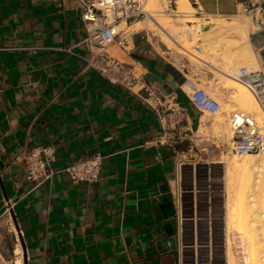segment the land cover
I'll return each instance as SVG.
<instances>
[{"label":"crops","instance_id":"crops-1","mask_svg":"<svg viewBox=\"0 0 264 264\" xmlns=\"http://www.w3.org/2000/svg\"><path fill=\"white\" fill-rule=\"evenodd\" d=\"M244 1L190 0L200 13L225 17ZM81 14L78 0H0V258L234 264L222 142L199 139L212 122L181 89L189 65L170 61L144 33L134 37L146 79L187 110V136L159 145L155 113L87 67ZM38 146L55 151V174L40 186L23 168ZM97 154L95 182L73 183L63 171Z\"/></svg>","mask_w":264,"mask_h":264},{"label":"built area","instance_id":"built-area-1","mask_svg":"<svg viewBox=\"0 0 264 264\" xmlns=\"http://www.w3.org/2000/svg\"><path fill=\"white\" fill-rule=\"evenodd\" d=\"M78 1L85 29L82 43L89 52L87 67L111 85L135 94L146 108L155 113L162 130L157 144L175 145L185 138L187 133L183 123L187 110L175 93H165L155 83L148 81L145 69L134 58V37L144 32L133 31L132 25L149 15L145 0ZM238 14L251 17L257 25L252 35L264 33V0H245ZM257 54L260 66H243L234 77L249 88L264 113V42L257 48ZM181 89L200 113L214 116L221 112V103L193 76H185ZM227 121L232 133L227 144L228 153L234 156L264 154V120L260 121L254 114L236 108L229 112ZM54 160L53 146L30 149L23 159L26 179L36 186L43 184L55 174L52 168ZM102 162L101 155L87 156L68 165L63 171L73 183L90 184L99 179Z\"/></svg>","mask_w":264,"mask_h":264},{"label":"bare ground","instance_id":"bare-ground-1","mask_svg":"<svg viewBox=\"0 0 264 264\" xmlns=\"http://www.w3.org/2000/svg\"><path fill=\"white\" fill-rule=\"evenodd\" d=\"M151 1L158 2L160 5L162 2V1L160 2L159 0H151ZM176 2H177L176 3L177 11H175L176 12L175 14L176 17H178V19L176 20L175 28L169 30L163 26V23L157 21V24L159 26V31L161 34H163L162 37L165 38L166 40L168 39L170 43L169 45H176V47H179L180 50L179 51L177 50L178 54H176V56H178L179 54L187 55V56L192 55L193 58L197 59V62L205 61L206 63H211V65H214L218 69V73H220L221 76L223 75L222 77H226L225 78L226 81L224 83L226 85L224 87L232 90L231 98L235 102V105L233 106L254 114L256 118L260 121L264 120V113L262 112L252 92L249 90V88L246 85L236 80L234 77L237 70L243 66L250 68H257L261 64L258 55L253 53L251 49L252 43H251L250 34L256 32L255 30H257V25H253L252 27L249 24H243L244 22L241 23L240 21L238 22L237 20L228 24L223 19L220 20L211 19L206 23H202L200 22L201 20H199L198 17L196 24L190 20V18H194L193 12L195 11L193 6L191 5L190 0H176ZM186 5H188V7H186ZM145 9H147L148 13H150L151 10L149 11L148 7H146ZM144 20L145 19L134 23L132 25V30L133 27L142 23ZM173 26L174 25L168 27L172 28ZM143 30L144 28L133 31L138 32ZM196 46H197V54L192 51ZM230 100L229 102L232 101ZM227 102L224 103L223 101L220 103H222V105L225 104L227 105ZM223 107L224 106H222V108ZM225 113H226L225 115L228 116L227 112ZM217 117L219 118L218 121H221V124L224 125L225 116L222 113H219L217 114ZM202 126L204 125L202 124ZM230 137H232V134H230ZM222 161H224L225 163L226 190L228 191L229 194L227 198V207H228L227 220L229 223L230 230H232L233 234L238 236L239 239L241 238V236L244 235L245 241L243 239V243L244 242L247 243V241H251L249 244L251 243L253 244V235L250 237L248 236L249 233L247 234L244 233L248 232L246 229L247 224L252 225L258 222L256 219L255 220L252 219L250 220L251 221L250 223H247L250 217L247 218L245 214L246 213L245 211L247 210L246 208L247 206L245 205L249 204L250 207L257 208L259 204V200L257 199L258 194H260L259 189H262L263 188L262 186H264V177H263L264 156L263 158L261 157V159H258L256 156L252 154L244 155V156L233 155L231 159L226 158L225 160L223 159ZM259 215H260L259 217H262L261 214ZM241 221H246V222L241 223ZM243 223L245 224L247 223L246 226ZM244 229H246V231ZM261 235H262L261 238L262 241L264 240V236L263 234ZM239 242H240L239 244H241V240H239ZM245 243L242 245H246ZM229 248H231V245ZM239 248H241V246ZM246 248L250 250L248 251V256L247 257L245 256L246 258L244 256L242 257L243 258L242 262L244 264H261V262L264 263V250L257 251L254 249L253 245H251L250 247L248 246ZM231 257H232L231 259L233 260V256Z\"/></svg>","mask_w":264,"mask_h":264},{"label":"rangeland","instance_id":"rangeland-1","mask_svg":"<svg viewBox=\"0 0 264 264\" xmlns=\"http://www.w3.org/2000/svg\"><path fill=\"white\" fill-rule=\"evenodd\" d=\"M159 1L160 2L162 1L161 5L155 1L152 2L151 0H145V8L148 7V10L149 11L151 10L152 12L150 11V13H149L150 15L147 16L142 23L133 27V30H140V29L144 28L143 32H144L146 39H148L154 46H156L163 55H165L170 61H175V63L184 62V63L188 64L189 68L192 71L191 76H193V78L198 81V83L200 84L201 87H203L204 89L209 91L211 93V95H213V97H215L219 102L224 101V103H226L228 101L227 105L226 104L222 105V103H221V108H222V106H224V107L221 109V112H220L225 116L224 120H225L226 125L225 124L222 125L221 121H218L219 118L217 117V115L211 116V115L205 114L204 117L211 120L212 128L208 129L206 127L205 128L201 127L198 135H199V139L200 138H202V139L209 138L211 135H214L219 141L222 142V144H221L222 147L219 149L220 150L219 154L221 156L220 159L221 160H223V159L225 160L226 158L231 159L233 155L228 153L227 144L229 143V141L231 139L230 134H232V133H231L225 112H227V115H228L230 111H232L233 109H236V107L233 106V105H235V102L231 98V91L232 90L224 87L226 85V84H224L226 81V79H225L226 77H222L223 75L221 76V74L218 73V69L214 65H211V63H206L205 61L197 62V59L193 58L192 55L191 56L189 55L190 57L187 55H182V54L181 55L179 54L178 56H176V54H178L177 52L180 50L179 47H176V45H169L170 43H169L168 39L166 40L165 38L162 37L163 34H161L159 31V26L157 24V21L163 23V26L169 30H172L173 28H175L176 20L178 19V17H176V14H175L176 13L175 11H177V4H176L177 2H176V0H159ZM156 3H158V4H156ZM186 7H188V5H186ZM193 15H194V18H190V20L196 24H197V17H198L199 20H201L200 22H202V23H206L211 19L212 20L213 19L214 20L223 19L228 24L237 20L238 22L240 21L241 23L244 22L243 24H249L252 27H253V25H256L253 22V20L251 19V17H248L245 14H238V15L232 16V17H225V16L220 17V16L204 15L203 13H200V12L195 10L193 12ZM171 24L174 26L172 28H169L168 26H172ZM261 35H264V33H259L256 35L250 34L251 43H252L251 49H252L253 53H255V54H257V48L259 47V44L257 43V38ZM195 48L192 51L197 54V46ZM191 58H192V60H191ZM218 64H219V62H218ZM222 86H223V88H222ZM229 100L231 102H229ZM254 156H256L258 159H261V157L263 158L264 154H257ZM222 157H224V158H222ZM222 162L224 163V161H222ZM224 165H225V163H224ZM263 177H264V174H263ZM262 187L264 188V186H262ZM263 188L259 189L260 194H258V197H257V199L259 200V204H258L257 208L256 207H250L249 204L245 205V206H247L246 207L247 210L245 211L246 212L245 214H246L247 218L250 217L249 221L247 223H250L251 222L250 220H252V219H254V220L256 219L258 222L256 224H252V225L251 224L249 225L246 223L247 228L245 227L248 232H246L244 234L249 233L248 236H250V237L253 235V244L252 243L249 244L251 241H247V243L244 242L246 245H242V244H244L243 239L245 238V236L243 235L239 239L238 236L234 235L232 232L230 233L231 234V245L233 248L232 252L234 254V264H244L242 262V259H243L242 256H244V257L248 256V251L250 250V249L248 250L246 248L248 246L250 247L251 245H253L254 249L257 251H263L264 250V240L261 241V238H262L261 234H263V236H264V223H263L264 222L263 221L264 220L263 219L264 218L263 217V214H264V193H262V192H264ZM227 193H228V191H227ZM228 196H229V194H228ZM259 214H261L262 217H259L260 216ZM246 221H241V223L246 222ZM243 224H245V223H243ZM246 224H245V226H246ZM260 227H262V228H260ZM234 228H236V227H234ZM246 229H244V230L246 231ZM260 229H263V230H260ZM239 240H241V244H239L240 243ZM244 241H245V239H244ZM237 245H238V247L241 246V248H239V250L237 249ZM240 249L242 250L243 254H242ZM240 256H241V259L239 258ZM0 264H23V261L20 258V259L14 260V262H12V263H7L6 261H4L0 258ZM261 264H264V263L261 262Z\"/></svg>","mask_w":264,"mask_h":264},{"label":"water","instance_id":"water-1","mask_svg":"<svg viewBox=\"0 0 264 264\" xmlns=\"http://www.w3.org/2000/svg\"><path fill=\"white\" fill-rule=\"evenodd\" d=\"M15 219V218H14ZM16 220V219H15Z\"/></svg>","mask_w":264,"mask_h":264}]
</instances>
